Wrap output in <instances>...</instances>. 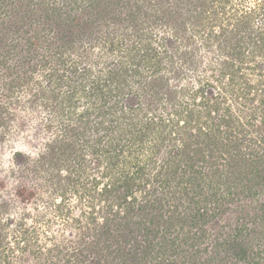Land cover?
<instances>
[{
	"label": "trees",
	"instance_id": "obj_1",
	"mask_svg": "<svg viewBox=\"0 0 264 264\" xmlns=\"http://www.w3.org/2000/svg\"><path fill=\"white\" fill-rule=\"evenodd\" d=\"M248 1L150 0L145 8H139L142 19L132 14L136 24L144 25L132 47L123 50L120 45L125 43L119 44L116 38L104 42L107 53L118 56L129 52L132 64L107 70L109 80L103 85L95 80L87 90L82 84L83 88L57 103L59 107L63 103L61 112L70 118L66 122L58 118L67 137L49 140L44 152L29 157V162L36 172L48 165L56 169L52 178L57 176L61 189L57 194L60 202L54 204L57 213L65 214L63 205L71 187L87 203L81 218H74L79 222L81 249L63 264H85L90 254L109 264H200L202 259L224 264L226 260L218 255L203 258L208 250L202 246L209 237L204 227L227 212L225 203L234 202L240 195L264 193V0ZM177 2L183 3L186 12L180 20L173 11ZM188 23L194 33L189 34ZM156 28L161 32H155ZM198 38L206 44L188 51ZM212 41L222 43L219 51L223 53L217 63L218 74L213 76L215 84L204 82V77L197 86L183 84L177 58L198 69V63H193L194 53L202 52V47L208 48ZM176 43L181 47L178 57L172 50ZM92 71L72 68V73L82 77ZM208 86L218 92L208 95ZM129 87L134 95L144 96V102L137 107L125 109L117 104L106 109L116 94L123 95ZM227 94L235 96L240 105L229 103ZM255 94L262 106L252 108L249 106L256 100ZM81 98L95 102L81 106ZM162 103L159 118L148 120L147 112H157L159 108L154 105ZM49 128L55 125L51 123ZM90 129L102 133L93 151L101 158L99 165L104 166L97 176H87L83 160L79 162L82 157L71 153L82 170L78 175L75 170L65 175L59 156L76 148L78 136L88 139ZM239 181L246 182L241 190ZM254 189L253 196L246 193ZM262 213L263 219L264 208ZM245 227L238 229L241 234ZM28 234L25 231V239ZM5 240L0 235L4 249ZM222 246L226 244L217 240V250ZM230 247L236 249L233 244ZM38 250L41 253L43 248L38 246ZM242 251L236 254L240 256ZM88 263L100 264L95 259Z\"/></svg>",
	"mask_w": 264,
	"mask_h": 264
},
{
	"label": "rangeland",
	"instance_id": "obj_2",
	"mask_svg": "<svg viewBox=\"0 0 264 264\" xmlns=\"http://www.w3.org/2000/svg\"><path fill=\"white\" fill-rule=\"evenodd\" d=\"M149 1L0 0V235L6 239V249L0 247V264H63V260H68L72 253L81 249L82 242L77 230L79 222L74 218H81L82 212L87 210L86 201L80 199L75 188L71 187L70 195L64 201L66 205H63L65 214L57 213L54 204L60 202L57 194L61 189L57 176L52 178L56 169L48 165L36 172L30 165L29 157L36 158L43 153L49 140L52 142L57 137H67L58 118L65 122L70 118L61 112L64 105L62 103L59 107V101L78 88H83L80 87L82 84L87 90L95 80L103 85L109 80L107 70L132 64L127 55L129 52L118 56L107 53L104 42L109 37L116 38L119 44L125 43L124 46L120 45L123 50L132 47L144 27L133 21L132 14L135 12L142 19L139 8H145ZM137 3V7L134 6ZM248 3L253 4L255 0H249ZM182 7L181 2L173 7L179 20L182 13H186ZM188 28L190 34V23ZM160 30L156 28L155 32ZM149 32L152 34V29ZM204 42L198 38L188 51L193 52L198 45L206 44ZM214 42L208 48L202 47V52L195 51L193 63H198V69L184 65L178 57V51L181 50L179 43L173 47L178 57L177 70H182L185 79L183 84L197 86L201 77H204V82L215 84L213 76L218 74L217 63H220L223 53L219 51L222 43ZM167 65L170 63L167 62ZM76 66L79 70L91 68L92 74L82 77L72 73V68ZM256 78L251 77L252 80ZM171 85L175 86V81L172 80ZM132 86L136 88L135 83ZM207 88L208 95L218 92H214L210 86ZM235 96L227 94L226 97L236 107L241 102ZM114 97V102L108 104L106 109L109 106L115 108L117 104L125 109L137 107L141 101L144 102V96L141 95V99L139 95H134L130 87L123 95L116 94ZM254 97L256 100L249 107L262 106L259 97L256 94ZM89 102L95 101L93 98H81L78 104L84 106ZM161 105L163 107L164 103L154 105L159 108L157 112H147L148 120L159 118L163 111ZM143 107L148 108L145 104ZM51 123L55 128H49ZM94 129H90L88 139L84 136L72 139L77 144L76 148L59 156L60 168L65 175H71L73 170L78 175L79 170H82L81 165L73 161L74 155L71 153L82 157L79 162L83 160L82 167L86 168L87 176H97L98 169L104 166L99 165L101 158L93 151L102 135ZM52 179L54 182H51ZM245 184V181H239L238 190ZM78 190L84 192V189ZM255 191L246 193L252 192L253 196ZM245 195H240L232 203H225L227 212L220 213L204 227L209 237L202 246L208 250L203 252V258L218 255L226 260L224 264H264V218H260L263 215L264 193L256 197ZM209 206L214 208L213 204ZM69 208L71 213L67 211ZM244 225L246 229L241 234L238 229L242 230ZM27 230L29 234L25 239ZM35 230L37 235L34 234ZM217 240L226 246L217 250ZM27 244L35 247L36 251L27 248ZM232 244L236 246L235 250L230 247ZM38 246L43 248L41 253ZM237 250H243L240 256L236 254ZM94 259L99 260L100 264H109L94 254H90L88 262ZM88 262L85 264H90ZM112 264L122 263L115 261ZM200 264L215 263H206L202 259Z\"/></svg>",
	"mask_w": 264,
	"mask_h": 264
}]
</instances>
